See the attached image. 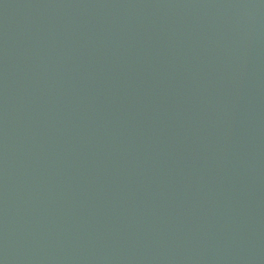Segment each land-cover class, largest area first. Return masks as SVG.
<instances>
[{
  "label": "water",
  "instance_id": "95a60500",
  "mask_svg": "<svg viewBox=\"0 0 264 264\" xmlns=\"http://www.w3.org/2000/svg\"><path fill=\"white\" fill-rule=\"evenodd\" d=\"M0 264H264V0H0Z\"/></svg>",
  "mask_w": 264,
  "mask_h": 264
}]
</instances>
